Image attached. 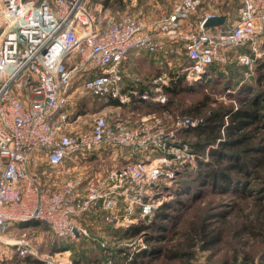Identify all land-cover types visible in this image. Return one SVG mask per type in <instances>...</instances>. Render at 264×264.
<instances>
[{
	"label": "built area",
	"instance_id": "obj_1",
	"mask_svg": "<svg viewBox=\"0 0 264 264\" xmlns=\"http://www.w3.org/2000/svg\"><path fill=\"white\" fill-rule=\"evenodd\" d=\"M230 1L175 0L147 28L141 10L115 18L94 15L87 0H0V238L10 224L31 222L57 239L88 238L90 219L102 216L109 231L119 232L154 215L161 189L195 164L179 133L202 119L169 118L165 109L134 122L131 114L107 119L99 111L79 113L78 104L91 98L127 105L136 96L164 105L163 87L182 76L189 83L201 80L212 65H225L230 52L244 76L252 74L264 59V0H237L232 24L204 28L217 16L209 7ZM195 12L201 13L197 30L183 32L182 22ZM140 51L183 57L188 66L179 65L171 78H152L142 93H124L125 66ZM110 149L130 156L105 173L93 172L90 163ZM104 231L91 239L103 251L102 264H116ZM137 238L135 252L147 249ZM0 244L13 247L17 262L37 256L25 235ZM3 254L0 264H17ZM41 262L60 264L54 255Z\"/></svg>",
	"mask_w": 264,
	"mask_h": 264
},
{
	"label": "rangeland",
	"instance_id": "obj_2",
	"mask_svg": "<svg viewBox=\"0 0 264 264\" xmlns=\"http://www.w3.org/2000/svg\"><path fill=\"white\" fill-rule=\"evenodd\" d=\"M41 1V0H34ZM101 0H87L88 6L94 15L99 14L100 7L98 6ZM172 0H124L121 3H110V7L107 9V16L120 17L123 15H135L139 10L143 12V18L145 19L144 24L148 26L149 21L157 20L162 15H165L169 8ZM172 6V5H171ZM215 7L217 11L227 13L230 23L237 19V8L238 1L233 0L226 3H220L216 6H210L209 8ZM102 12V11H101ZM100 12V14H101ZM105 12V13H106ZM167 14V13H166ZM154 18V19H153ZM260 39L262 41V47L264 49V29L261 33ZM261 47V49H262ZM242 49H237V52ZM182 59L177 63L181 67H187V61ZM256 64L252 69V74L248 73L245 77V70L239 67L233 58V54L230 52L229 60L225 65L217 67V71L211 72L209 76L202 78L201 80L194 82H187L186 77L182 76L184 84L189 86L188 90L182 91L176 96H170L166 99L165 109L168 112L169 118L175 116H187L190 117V113L195 111L199 105L205 104L206 108L202 110L203 115L208 112L215 111L220 107L231 106L233 101L237 104L238 100L247 99V94H241L236 89L244 85L246 82L257 77L254 73ZM176 69L172 68L170 71L172 74ZM211 70V68H210ZM169 70L164 71V75L168 76ZM172 76H168L171 78ZM251 81V82H252ZM200 82V83H197ZM264 82V79L262 83ZM196 83V84H195ZM170 85V84H169ZM235 97V100L233 97ZM93 107L85 108L81 114H90L91 109L97 106L94 102ZM138 109L140 115H146L150 112H155L157 115L160 114L161 110L152 106H145ZM98 107V106H97ZM145 107V108H144ZM125 111V108H122ZM192 119V118H191ZM195 119H201L197 117ZM168 123V121H167ZM184 143H191L194 141L192 135L185 134L184 131L179 133L178 137ZM117 152V151H116ZM118 153V152H117ZM124 158L117 157L114 163L110 156H103L100 160L93 162L90 167L100 173H105L110 170L117 163L124 162ZM39 163L41 167H44V162L39 157ZM198 169L197 159L192 167L186 169L183 177H176L171 184L161 189L160 198L162 203L170 201L175 198L174 192L181 191V185L189 186L190 194H195V199L187 203L186 207L180 210L176 218L168 223L167 231L165 232V240L160 241L157 246L161 247L165 252H174L177 249L184 248L187 238L190 235V231L193 227L198 226L202 223V220L209 221L210 227H221V222L216 221L220 215H225L226 220L223 226V233L221 234V241L212 246L208 250H201V244L197 242L191 250V259L188 260L189 264H244L242 258L244 255L250 256L252 264H264V245L259 244L257 240H250L247 236L241 235L239 238H235L234 234L241 224L244 223V217L251 213L252 206H246L243 211L237 213L236 210L231 209L233 205L237 203V197L239 194L232 195L226 192L210 190L209 186L202 187L198 184L200 178L197 176ZM204 171L205 168H201ZM49 183H55L53 178ZM249 181V180H248ZM180 185V186H179ZM252 187V186H251ZM171 193V194H170ZM183 198L188 196H181ZM251 209V210H250ZM252 214V213H251ZM103 220V217H100ZM206 218H211L210 220ZM212 222V223H211ZM23 227V228H21ZM104 227V226H103ZM105 229V235H107L108 246L111 250V254L115 257L116 264H128L126 256L130 253H135V249H138L140 245L138 238L132 241H125V238L121 237L119 232L109 231L108 226ZM89 232L93 235L96 231L89 229ZM88 238H78L73 240L57 239L55 238L46 227L40 224H26V226L10 224L8 226V232L0 239L3 242H12L17 240L21 235H25V238L30 240L37 251V256L28 258L31 260H37L41 262L44 257L54 255L60 264H74L79 262L81 264H102L104 255L103 251L99 247L96 241H92V236ZM98 234V232H97ZM142 237V236H141ZM131 239V238H130ZM135 248V249H134ZM148 248V244H147ZM0 251H2L6 257H11L10 262L17 264H31L27 259L20 260L17 262L14 256V250L12 246H3L0 244ZM139 251V250H138ZM137 252V251H136ZM61 253V254H60ZM57 254V255H56ZM3 258V257H2ZM234 258L237 259L234 262ZM186 259H173L165 261L162 257L155 258L153 261L147 264H185ZM42 263V262H41ZM143 264V263H142ZM250 264V263H245Z\"/></svg>",
	"mask_w": 264,
	"mask_h": 264
},
{
	"label": "trees",
	"instance_id": "obj_3",
	"mask_svg": "<svg viewBox=\"0 0 264 264\" xmlns=\"http://www.w3.org/2000/svg\"><path fill=\"white\" fill-rule=\"evenodd\" d=\"M255 64L254 73L257 77L236 89L241 94H247L249 96L247 99L238 100L237 104L233 101L231 106L220 107L206 115L202 112L206 105H199L190 113V117L192 119L201 117V122L196 127L185 129L184 132L194 137V141L187 144L196 155L197 166L200 169L205 168L204 171L200 169L197 171V176L200 178L198 184L201 188L209 186L213 191L239 194L237 203L230 207L237 213L243 211L246 206H252V214L249 212L244 217L245 221L239 226L234 237L245 235L250 240H257L259 244L264 245V82L262 83L264 59L256 61ZM214 67L217 66L209 67L207 75L217 71ZM182 79L179 77L169 86L164 87L167 99L188 90L189 86L184 84ZM151 106L159 110L167 107L154 102H151ZM185 172L182 171L177 178L183 177ZM171 192H174L175 198L162 203L150 219L140 222L129 230L119 231L122 238L130 239L140 235L148 244L147 249L133 253L130 260L126 257L128 264H147L158 257H162L165 261L186 259L185 264H189L191 250L197 242L201 244L200 249L205 251L221 241L223 226L226 223L225 215L228 212L220 215L216 220L221 222V227L211 228L209 221L205 219L198 226L193 227L184 248L168 253L158 247L157 244L166 238L168 223L176 218L188 202L195 199V194H190L189 186L181 185V191ZM28 258L30 257L25 259L31 264H42L37 260L30 261ZM233 260L237 261L236 258ZM242 262L253 263L248 255L243 256Z\"/></svg>",
	"mask_w": 264,
	"mask_h": 264
},
{
	"label": "crops",
	"instance_id": "obj_4",
	"mask_svg": "<svg viewBox=\"0 0 264 264\" xmlns=\"http://www.w3.org/2000/svg\"><path fill=\"white\" fill-rule=\"evenodd\" d=\"M124 0H101L98 4V6L100 7L99 9V16H107L110 13H107V9L108 7H110V3L114 2V3H121ZM175 0H172V2L170 3V8L169 10L166 12L168 13L171 9V5ZM90 9V7H89ZM102 11V12H101ZM101 12V14H100ZM106 12V13H105ZM164 13V14H166ZM200 12H195L193 13L186 21L182 22V27L181 30L183 32H190V31H196L197 30V24L198 21L200 19ZM216 14L217 16H223L225 17V22L223 23V25L219 26V27H214V28H206L207 30H219V29H223L227 26H229L230 24V20L228 17L227 13H223L222 11H217L216 10ZM136 15V14H135ZM154 19V18H153ZM145 21V19L143 20V22ZM151 21V19H150ZM150 21L148 26L146 25L147 28L150 27ZM146 24V23H145ZM244 49H242L243 51ZM262 50L264 51L263 47ZM181 57H172V56H163L160 54H148L145 51H140V52H133L130 55V59H129V63L125 66V74L126 76H128L127 78L123 79V92L126 93L129 88H132L134 90H136L139 93L144 92L145 90H149L150 89V82L151 79L154 77H158L160 75H163L164 71L169 70L168 75H170V71L172 70V68H177L179 67L177 65V63H179V61L181 60ZM217 67L220 68V64H214ZM214 67V68H217ZM217 70V69H216ZM209 76V74H208ZM169 86V85H168ZM162 91L164 93V87L162 88ZM165 94V93H164ZM97 104V106H95L94 108H92L90 111L92 112H97L99 111L100 113L106 115L107 119H112L115 116H119L122 118L128 117L130 114V117L132 119V122L137 121L142 115H140L138 113V109L143 107L142 105H147V106H151V101H140L136 96H131L130 98V102L127 105H120L117 101H109L107 103H104L100 100H93L91 98H83L81 99L78 108V112H83L84 109L86 108H91L93 107L92 103ZM122 108H125L126 110L123 111ZM145 108V107H144ZM85 113V112H84ZM110 149L108 151L107 154H105L104 156H110L112 158V161L114 163V160L116 161L117 157H122L124 159H127L130 155L126 152V151H122L120 149ZM118 153H117V152ZM111 152V154H110ZM98 161V160H93V162ZM92 164V162L90 163V165ZM90 167V166H89ZM91 170H93V172H98L94 169H92L90 167ZM100 173V172H98ZM89 225H91V230L96 231V233L98 232V229H106L107 230V226L104 225V223L102 222L101 218L98 217L96 219H90V221L88 222ZM26 224L29 223H19L16 225H20V226H26ZM104 226V227H103ZM23 228V227H21ZM109 230V228H108ZM118 232V231H117ZM95 233V234H96ZM94 235V234H93ZM61 254V253H60ZM57 255V254H56Z\"/></svg>",
	"mask_w": 264,
	"mask_h": 264
},
{
	"label": "water",
	"instance_id": "obj_5",
	"mask_svg": "<svg viewBox=\"0 0 264 264\" xmlns=\"http://www.w3.org/2000/svg\"><path fill=\"white\" fill-rule=\"evenodd\" d=\"M224 22H225V17H223V16L211 17L205 21L204 28L219 27V26L223 25Z\"/></svg>",
	"mask_w": 264,
	"mask_h": 264
},
{
	"label": "bare ground",
	"instance_id": "obj_6",
	"mask_svg": "<svg viewBox=\"0 0 264 264\" xmlns=\"http://www.w3.org/2000/svg\"><path fill=\"white\" fill-rule=\"evenodd\" d=\"M196 82V81H195Z\"/></svg>",
	"mask_w": 264,
	"mask_h": 264
}]
</instances>
